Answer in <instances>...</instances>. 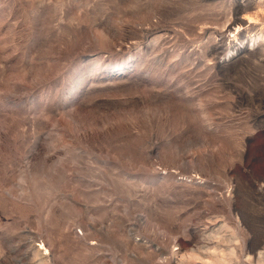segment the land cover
<instances>
[{"label":"rangeland","instance_id":"1","mask_svg":"<svg viewBox=\"0 0 264 264\" xmlns=\"http://www.w3.org/2000/svg\"><path fill=\"white\" fill-rule=\"evenodd\" d=\"M246 3L0 0V264H174L221 226L257 264L264 0ZM236 12L257 23L228 35Z\"/></svg>","mask_w":264,"mask_h":264},{"label":"bare ground","instance_id":"2","mask_svg":"<svg viewBox=\"0 0 264 264\" xmlns=\"http://www.w3.org/2000/svg\"><path fill=\"white\" fill-rule=\"evenodd\" d=\"M248 0H239L240 4L246 3ZM247 4V3H246ZM243 8V6H241ZM237 12L234 14V18L232 23L226 28V33L229 34H234L235 31L239 32L243 29V25H241V21L245 20L247 24H253L255 25L257 22L254 19H240L237 16ZM148 35L150 32L147 33ZM238 34V33H237ZM234 39H237L236 35L233 36ZM230 38V37H229ZM261 38V37H260ZM122 72H114L111 74V76L117 77ZM176 171V170H175ZM211 224L213 222L212 219H209ZM214 224V223H212ZM133 225V223H132ZM134 227V226H133ZM213 229V228H212ZM222 229L223 227H219L218 230H210L208 228L209 232H205L203 234V244L201 246H196L191 249H189L186 252H179L178 254H175L173 256V263L174 264H181L183 262H191L192 264H235L236 261L234 262L233 260L229 259L231 256H234L235 248L232 249V251L229 248H225L224 245L226 243V240L224 236H222ZM133 230V229H131ZM130 230V231H131ZM236 237V236H235ZM35 240V239H34ZM214 240L218 241L213 247H210V242L212 243ZM229 241H227L228 244ZM90 245H95V242H90ZM214 244V243H212ZM37 249L34 252L35 257L39 258L38 262L39 264H49L48 260L45 258L46 255H49V252L47 254H43V250L39 249L38 246H35ZM46 251V249H45ZM261 251V250H260ZM237 253V252H236ZM237 256V255H235ZM253 256V255H252ZM237 258V257H236ZM253 258L257 262V264H264V253L263 252H258L257 254H254ZM36 263V262H35Z\"/></svg>","mask_w":264,"mask_h":264}]
</instances>
